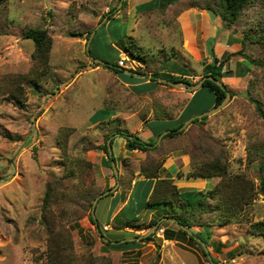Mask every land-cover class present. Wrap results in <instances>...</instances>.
Instances as JSON below:
<instances>
[{"label":"rangeland","instance_id":"rangeland-1","mask_svg":"<svg viewBox=\"0 0 264 264\" xmlns=\"http://www.w3.org/2000/svg\"><path fill=\"white\" fill-rule=\"evenodd\" d=\"M161 1L162 4L166 3L165 0ZM98 3V0H0V19L3 20L5 15L8 18L7 32L0 33V80L14 73L28 72L34 63V43L32 39L23 36L25 27H47L53 37L49 63L45 74L39 79L37 89L24 81L26 99L22 104L14 103L0 91V264L46 263L48 235L40 216L45 181L50 170L61 174L72 168L77 172L79 160L86 159L91 162L90 177L94 178L97 188L101 187L99 182L102 172L98 163L93 160L88 149L83 148L88 139L94 141L93 138L100 135L101 128L91 126L92 121L107 114L100 107L115 108L119 115L137 113L122 123L121 116L114 117L112 121V125L134 128L141 114L147 117L161 112L174 113L185 100L180 92L184 87L163 81L147 94L132 93L109 70L96 66L90 60L93 54H88V47L83 49L74 40L59 36L68 35L72 31L78 32L74 36L81 35L86 31L87 23H92L94 25L90 33L96 30L97 38L106 51L104 58H99L109 63L116 62L118 50L115 44L120 46V39L127 36L133 15L123 9L118 16L111 13L107 21L103 22L108 15L106 13L96 23L92 14L98 10ZM176 7L167 3L148 13L143 22L150 24L155 31L144 27L138 38V42L146 49L167 55V70H191L198 76L187 79L196 82L201 77L203 62L211 59V48L218 56L241 47L245 53L256 57L263 54L256 42L246 41L243 46L240 43L241 27L253 22L258 2L243 11L241 24L235 31L224 28L218 15L200 7L198 17L194 15L195 11H189L180 26L177 21L180 12L176 11ZM189 21L194 31H198L191 44L188 38L184 39L181 30V27H189ZM79 31L83 33L79 34ZM217 41L228 45L223 46ZM183 44L195 46L190 69L182 63L184 59H189L179 52ZM89 47L93 53V42ZM133 60L137 67L139 60ZM126 63L130 64L128 61ZM228 66L231 72H226L229 75H225L223 80L235 94L220 109L207 113L209 118L202 127L208 129L213 140H206L209 151L200 155L211 157L223 147L228 170L251 178L256 193L251 202L242 206L235 219L221 220L212 212L205 215L211 230L210 244L206 247L208 254L216 259V264H264V236L249 230L251 221L264 219V192L260 190L258 177V164L264 165V118L246 95V89L249 88L250 93L260 99L264 107V66L255 65L240 55L234 56L225 65V71ZM120 72L136 76L125 70ZM198 88L197 113H200L214 106V95L204 86ZM161 106L165 108L161 109ZM65 127H70V130H65ZM62 131L67 134L61 145L57 137ZM196 132L197 128L190 126L179 147L186 145L188 135L194 136ZM159 136H153L151 142L155 143ZM116 149L114 147L113 156L111 154V163L116 160ZM170 150H165L161 156L165 159ZM219 179V176H214L212 185L210 180L204 189L212 187ZM72 184L70 190L79 188L77 177ZM168 206L170 210L172 206ZM69 209L60 213L53 207L56 228H60L62 222L70 230L73 252L79 257L107 255L110 264H213L207 258L209 255H204L200 247L189 239L182 242L161 240L158 245L145 242L141 248L101 253L94 243L96 239L93 234L86 238L78 235V226L73 222L74 218H78L73 210L78 208L71 209L72 212ZM174 209L178 211L175 204ZM84 216H80L76 222L79 223L78 220ZM140 216L143 217V213ZM151 228L145 230V227L144 231ZM190 228L194 231L202 227L194 225Z\"/></svg>","mask_w":264,"mask_h":264},{"label":"trees","instance_id":"trees-1","mask_svg":"<svg viewBox=\"0 0 264 264\" xmlns=\"http://www.w3.org/2000/svg\"><path fill=\"white\" fill-rule=\"evenodd\" d=\"M165 4L172 2L173 6H178L177 10L188 8L190 6H197L200 8H207L214 14L218 15L221 19L222 26L229 28L230 30H237L242 21L243 11L248 9L254 2H258L256 8V17L249 25H243L242 36L240 43L243 44L246 41H253L260 45L262 49V55L259 57L245 53L241 47L239 49L226 51L224 55L217 56L213 49H210L211 59L204 61L202 65L201 76L206 74H212L215 77L220 78L231 92V96L235 92L230 89L228 84L223 80L226 72H231L229 66L225 71V65H228L230 60L234 56H242L249 62L264 66V0H165ZM3 15V12L1 13ZM8 25V18L5 15L3 20L0 19V33H6ZM94 24L87 23L85 33L88 35ZM78 34V32L72 31L71 34ZM83 33L79 31V34ZM23 36L32 39L34 47L32 50V59L34 61L30 71L14 73L11 76H4L0 80V91L1 94L5 93L16 104H22L26 99L24 93L23 82L32 84L36 89L39 86V79L45 74L46 67L49 63V54L52 47L53 37L50 34L47 27L44 26H27L23 30ZM120 47L124 49L132 58H136L143 63V66H139L137 70L139 72H150L151 78L155 82L156 86L159 83L158 76L166 77L172 81L186 80L187 77L182 76L178 73H162L160 68L162 63L166 60V54H160L152 52L141 45L133 35H127L120 41ZM100 64V62H95ZM103 66L108 68H114V65L106 62ZM210 90L214 95L213 105L219 103L225 96L226 90L211 79L205 78L202 85ZM199 86V87H201ZM199 90V88H198ZM246 95L255 104L256 109L264 118V107L262 102L257 97L250 93L249 88L246 89ZM108 107L101 109L102 112L107 113L104 115L105 118L110 116L113 112L108 110ZM105 110V111H104ZM165 113H156L153 117L164 116ZM141 114V118H145ZM208 115L204 114L201 116L193 117L187 126L178 129V125L183 123V120L177 123V126L171 128L169 131L164 133L159 142L153 144V142H146L141 139L137 134L128 130L127 128L121 127L118 124L110 127L104 134V140L101 143H96L91 139L87 140V144L83 145L84 149L89 148H102L106 155H108V145L106 138L114 132L122 134L126 141L127 148H139L144 150L145 156L138 162L133 161L129 157L123 159L124 173L119 174L118 178L120 184H126L127 180L133 176L134 168L138 167L139 172L149 178H154L153 187L146 200V205L149 207H158L161 204H170L172 208L170 210H163L161 214L166 213L178 223L176 229L165 227L163 229L164 238L175 239L177 242L189 239L195 242L204 255H207L209 251L205 250L203 245L195 236L200 237L206 245H209V239L211 237L210 222L206 219L205 215L209 212L217 214L221 220L235 219L237 213L242 209V206L246 203L251 202L256 193L253 181L251 178H247L241 173H234L228 170L226 164V156L224 155L223 147H220L218 154H213L211 157L203 155L204 152L208 153L209 145L206 144V140L212 139V135L208 129L202 127L205 124ZM114 121V118L111 119ZM192 126L197 128V132L194 136L188 135L187 144L181 148L188 154L192 168L187 172V176L192 177H204L210 178L219 176L220 179L211 188L194 190L190 189L187 195L173 182L171 177H159V170L164 161V156H161L165 150L174 149L179 147L181 140H183L187 129ZM204 128V129H202ZM65 130L69 131L70 127H65ZM208 131V132H207ZM67 132H60L57 137V141L64 144V137ZM112 139H110V144ZM151 144V145H149ZM209 153H212L211 151ZM113 159V157H111ZM91 162L86 159L79 160V170L75 172L72 168L64 170L61 174L56 173L53 170L48 172V177L45 181V189L42 195L41 202V221L45 224V230L48 235L47 249H46V263L45 264H110L109 256L92 257L90 255L78 256L73 252L72 248V237L70 230L63 226L60 222V228H56L57 223L55 221L53 207H56L60 213H65L67 208H78L73 210L78 216L86 215L89 219L94 222L95 217L91 214V205L93 198L102 192L103 188H97L95 186L94 178L90 177ZM258 177L260 179V190L264 192V165L258 164ZM183 173L177 171L176 175L180 176ZM77 175V176H76ZM79 180V188L76 190H70L74 178ZM190 195V196H189ZM72 205H68V204ZM174 204L178 207V211L174 209ZM73 206V207H72ZM71 209H69L70 212ZM200 212V214H198ZM78 218H74L73 222L77 224L80 229L79 223L76 222ZM157 220V217H153L146 224L147 230ZM179 223H182L188 227L192 225H198L202 228L192 233H188L185 229L180 227ZM126 225H139L132 220L126 221ZM159 224L156 225L155 229L145 234L140 240H151L158 229ZM249 230L252 233L261 234L264 236V219H257L251 221L249 224ZM137 236V235H135ZM137 240H124L111 244L112 246H121L127 244H133ZM106 243H109L108 241ZM208 260L216 264V259L211 256L207 257ZM102 259L103 261L99 260ZM82 260L83 263H82Z\"/></svg>","mask_w":264,"mask_h":264},{"label":"crops","instance_id":"crops-1","mask_svg":"<svg viewBox=\"0 0 264 264\" xmlns=\"http://www.w3.org/2000/svg\"><path fill=\"white\" fill-rule=\"evenodd\" d=\"M98 2H99L98 10L96 12L93 11L92 14L93 18L96 20V23H98L106 13H108V15L105 17V20L103 22L107 21L111 13H115L114 15L118 16L119 11L124 9L126 13H130L133 15L132 23L130 24L129 29L127 30L126 33L127 35L130 34L133 35L137 40L138 38H140L141 35L140 30L142 28L147 27L148 30L155 31V29H153L150 26V24L143 22V18L145 16H148V13L150 14L154 10L162 6L161 0H98ZM169 4L173 5L172 2H169ZM189 11H195L194 15L198 17L197 6H190L188 8H185L181 10L180 13L177 15V21L180 26H182V22H181L182 19L185 18V14H187V12ZM189 24H190L189 27L191 26L190 29L189 27L187 28L181 27V30H182V34L184 35V39L186 40V38H188L189 43L191 44V42L195 40L198 31L197 30L194 31V29L192 28V23L190 21ZM96 34H97L96 30H94L92 33H89L88 35H86L84 32L83 34L78 36H74L71 33H69L68 35L59 34V36H61V38H67L68 40H74V42L78 43L79 46L82 45L83 49L85 48L87 49L88 47V54H93V56L94 55L95 57L98 56V58L99 57L104 58L106 51L104 50V46L101 44V42H99V38H97ZM121 40L122 39H120V41ZM92 42L94 46L93 53L91 52L89 47ZM217 42L219 43V41ZM219 44L223 46L228 45V44L226 45L222 44L221 41ZM115 45L119 55L120 50H124V49H122L118 44ZM194 49L195 46L191 45L190 47L187 44L186 45L183 44L182 47L179 49V52L180 53L182 52L184 54L182 56L189 57V59H184L182 62L189 69H190L189 64H191L192 61L191 56L195 55L193 51ZM173 57L176 58L175 54ZM90 60L94 63V59L91 58ZM127 61L128 63H130L129 60ZM165 62L166 61L162 63L160 68V72L162 73H178V74H182V76H185L187 78L198 76V74H195L191 70L189 71L177 70L175 68H172L171 70H167L165 68ZM105 63H100V65L95 63L94 64L96 66H101L109 70L121 84H123L132 93L136 95L147 94L146 92L148 91L151 92L159 85H161V83H159L156 86H154L155 82L152 80L150 72H139L137 70L139 66H143V63L140 61H139V65L135 68L120 66L118 65L117 61L110 63L111 65L113 64L116 69L108 68L103 66V64ZM181 67L179 69H181ZM121 70L135 73L136 76L127 75L125 73L120 72ZM118 76L121 77L122 80H120ZM199 90L198 87L195 89H182V91L180 92L184 96L185 100L182 106L177 111H175L174 113L165 112L164 116H160V117L147 116L145 118H140V121L137 124V126H135L134 128H127V129L135 134L139 132L140 134L137 135L146 142H151L150 139L153 136L154 138H157L160 134L158 140L155 143L159 142L161 136L167 132L168 128L171 129L177 126L178 122H180L181 120L184 121V119L186 118L188 119V117L190 118L191 115H192L191 117L198 116L197 112H198ZM103 108L104 107H100V109ZM108 108L109 111L113 112L110 116H107L105 118H102L104 116H100L98 119L92 121L91 123L92 128L98 126L101 128L100 135L97 138H93L94 142L96 143H101L104 140L105 132L110 127L113 126L112 124H114L111 120L114 117L121 116L120 122L122 123L123 120H126L129 117L131 118L134 115H138L135 112H132L129 115H119L117 109L110 107ZM162 108H165V106H161V109ZM208 118L209 115L206 120H208ZM103 123H105V126ZM107 138H109V143H110V139H112V143L110 144V153L108 150V155H106V152L102 148H90L88 149V151L90 152V154H92L93 160L98 163V168L102 172V177L99 182V186H101L100 188H103L104 190H108L109 188H111V190H109L107 193H104L97 198L94 205L93 217L96 218L94 222H92L88 216H84L82 219L78 220L80 226V229H78L79 231L78 235L80 237L83 236L86 238L91 234H93L94 239H96L94 243L96 246H98V250L101 253L123 252L132 249H137L143 247V245L141 244L145 242L146 244L158 245L159 242H161V240L176 241L175 239L164 238L163 236L164 231L158 233L157 229L155 230V233L151 240H145V241L140 240V238L144 236L147 232L144 231L145 226L143 225L147 223L149 220H151L153 217H157L155 223L159 224V226L163 227V229L165 227L176 229L178 227V223L173 218V216H169L166 213L161 214V212H163L164 209L168 210L167 208L169 207L168 206L169 204H161L158 207H149L146 205V200L153 187V183L155 179L144 176L142 173L139 172L138 167L134 168L133 176L130 178V180L126 181V184L124 185L120 184V180L118 176L119 174L124 173L123 159L125 157H129L133 161L138 162L139 160L144 158L146 152L137 147L127 148L125 144L126 139L119 132H114ZM107 138H106V142H107ZM114 147L117 148L116 149L117 156H116V160L114 161L118 171L117 175L114 173V168L111 163V154L113 156ZM190 169H191L190 160L188 154L182 148L177 147L167 152V156L165 157L162 166L159 170V177L173 178V182L181 189V191L185 193V195H187L186 191L190 189H194V190L204 189V186L210 180H212L210 183L212 185L213 177L204 178V177L187 176V172ZM177 171H181L183 174L177 176L176 175ZM141 213H143L144 215L143 217L140 216ZM129 220H132L135 223H139V225H134V226L126 225L125 224L126 221ZM104 225H106V228H104ZM152 226L153 224L151 225V227ZM103 232H106L107 234H103ZM135 235L140 237L137 238V236ZM103 236L106 237L107 240H105ZM160 236H162V239ZM126 239L128 240L135 239L137 241L134 242L133 244L121 245L117 247L111 245L116 242L124 241ZM107 241L109 243H106Z\"/></svg>","mask_w":264,"mask_h":264},{"label":"water","instance_id":"water-1","mask_svg":"<svg viewBox=\"0 0 264 264\" xmlns=\"http://www.w3.org/2000/svg\"><path fill=\"white\" fill-rule=\"evenodd\" d=\"M91 57H92V59H94V61H98L100 63H105L106 62L105 60L100 59L98 57H95L93 55H91ZM205 78L211 79L214 82H216L218 85H220L223 89L226 90V93H225L224 98L219 103H217L212 108H210V109H208V110H206L204 112L198 113V116H201V115H204V114H207V113L209 114L210 112H214V111L220 109L225 104V102L227 101V99L231 96L230 90L228 88H226V85L223 83V81L220 78L213 76L212 74L203 75L196 82H191V81H186V80L172 81V80H170V79H168L166 77L158 76L159 81H164V82H167L169 84H173V85H176V86L184 87L185 89H195V88L201 86L202 85V82H203V80ZM192 118L193 117H190V118L186 119L184 123H182L180 126H178V129H181L182 127H184V125H186V123H188ZM169 130L170 129H168L167 131H169ZM107 145H108V150H109V153H110L109 138H107ZM149 145H151V144H149ZM112 166L114 168V173L117 175L118 174V171H117L116 165H115V163H114L113 160H112ZM109 190H111V188H109L108 190H104V191L100 192L99 194H97L93 198L92 205H91V214H92V216L94 215V203L96 202L97 198L99 196H101L102 194L107 193ZM156 225H157V223H154L153 226H152V228L149 231H147L146 234L149 233L152 229H154L156 227ZM179 225H180V227H182L183 229H185L188 233H192V230H191L190 227H188V226H186V225H184L182 223H179ZM138 237H140V236H137V238ZM103 238L105 240H107L106 237L103 236ZM195 238H197V240H199L201 242V244L203 245L204 249L207 250V247H206L205 242L200 237H198V236H195ZM208 255H209V257H211L210 254H208Z\"/></svg>","mask_w":264,"mask_h":264},{"label":"built area","instance_id":"built-area-1","mask_svg":"<svg viewBox=\"0 0 264 264\" xmlns=\"http://www.w3.org/2000/svg\"><path fill=\"white\" fill-rule=\"evenodd\" d=\"M129 60L130 64H127L126 61ZM117 63L120 66H126V67H130V68H135V63L133 59H130L126 53L125 50H120L119 55H118V59H117ZM138 66V65H137ZM104 228H106V225H104ZM158 233L159 232H163V227H159L157 229Z\"/></svg>","mask_w":264,"mask_h":264}]
</instances>
